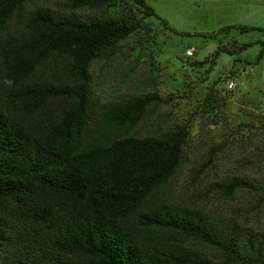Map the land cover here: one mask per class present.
<instances>
[{
    "label": "trees",
    "instance_id": "obj_1",
    "mask_svg": "<svg viewBox=\"0 0 264 264\" xmlns=\"http://www.w3.org/2000/svg\"><path fill=\"white\" fill-rule=\"evenodd\" d=\"M121 0H67L69 9L97 8ZM141 15L80 19L36 8L21 31L0 46V264H264V232L180 208H150L151 195L175 173L185 125L158 136L126 133L151 103L153 93L103 106L102 123L119 135L83 144L90 118L89 65L113 49L147 16L159 18L144 0H131ZM25 0H0V29L19 15ZM264 28L227 25L221 30ZM172 30V28H170ZM213 35V34H211ZM237 49L217 46L211 53ZM65 62L64 79L39 76L50 60ZM210 93L207 94L209 98ZM226 184L229 192L242 185ZM244 185L245 182H244ZM163 235L191 239L217 253L211 260Z\"/></svg>",
    "mask_w": 264,
    "mask_h": 264
},
{
    "label": "rangeland",
    "instance_id": "obj_2",
    "mask_svg": "<svg viewBox=\"0 0 264 264\" xmlns=\"http://www.w3.org/2000/svg\"><path fill=\"white\" fill-rule=\"evenodd\" d=\"M144 2L168 27L147 16L109 57L90 62L91 114L83 144L119 135L103 125L99 116L103 106L133 95L156 94L161 101L148 105L144 117L126 133L158 136L185 125L187 136L175 173L151 195L147 207L186 209L264 232V51L257 58L259 44L254 43L211 57L217 46L234 50L245 42L264 41V32L255 29L221 30L237 24L264 28V0ZM36 8L80 19L141 15L131 0L76 9H69L67 0H25L19 15L13 14L0 29V46L21 31L22 19ZM64 66L62 59L50 60L39 76L64 79ZM7 85L0 76V90ZM232 180L243 184L229 192L225 186ZM166 237L167 250L173 254L180 244L211 260L217 257L215 250L194 240L171 235L162 239Z\"/></svg>",
    "mask_w": 264,
    "mask_h": 264
},
{
    "label": "built area",
    "instance_id": "obj_3",
    "mask_svg": "<svg viewBox=\"0 0 264 264\" xmlns=\"http://www.w3.org/2000/svg\"><path fill=\"white\" fill-rule=\"evenodd\" d=\"M186 52H187L188 54H190V53H191V50L188 49ZM231 86H232V82H228V83H227V87H228V88H231Z\"/></svg>",
    "mask_w": 264,
    "mask_h": 264
}]
</instances>
